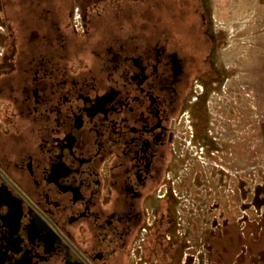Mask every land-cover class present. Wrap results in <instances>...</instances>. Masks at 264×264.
I'll return each mask as SVG.
<instances>
[{
	"label": "flooded vegetation",
	"instance_id": "flooded-vegetation-1",
	"mask_svg": "<svg viewBox=\"0 0 264 264\" xmlns=\"http://www.w3.org/2000/svg\"><path fill=\"white\" fill-rule=\"evenodd\" d=\"M26 1L1 54L0 264H194L231 241L242 262L262 228L213 128L206 0H91L80 29L66 0Z\"/></svg>",
	"mask_w": 264,
	"mask_h": 264
},
{
	"label": "rangeland",
	"instance_id": "rangeland-1",
	"mask_svg": "<svg viewBox=\"0 0 264 264\" xmlns=\"http://www.w3.org/2000/svg\"><path fill=\"white\" fill-rule=\"evenodd\" d=\"M66 1L67 7L63 13L66 21L73 25L75 23L78 29L82 28L80 24L83 20L79 18L83 9L79 12L78 8L83 6L84 12L87 11L93 6L91 0ZM26 2L0 0V74L1 54L4 52V55L11 56L17 45L14 36L16 22ZM205 4L210 9L211 29L218 39L216 63L221 72L220 84L213 86L217 93L212 95L214 98L211 100L213 128L222 134L218 143L223 147H218L229 153L230 173L240 175L230 177L233 185L230 194L240 195L241 181L236 178H241L242 175L246 195L245 219L247 222L258 223L262 230L260 235L253 238L256 240L246 239L248 241L245 243L242 262H233L239 249V245L233 241L229 246L222 242L215 244L214 251L210 253L213 260L209 261L205 260L204 248L200 245L197 250L190 248L188 252L196 257L194 264H264V0H206ZM4 5L5 12L1 10ZM187 173L189 174V170ZM186 179L187 185L182 186L181 190L189 200L191 195L194 196L195 184L192 182L196 180L194 177L182 178L183 181ZM206 179L211 180V177ZM215 181L209 183L215 184ZM199 187H196V191L201 193ZM194 215V212L188 214L190 217ZM242 215H238L236 211L229 217L233 216L237 221ZM213 216L215 221V216L219 215L215 213ZM220 217L222 218L217 220L222 221L223 216ZM197 221L209 222L201 218ZM198 232L202 230L199 228ZM188 246L191 247L190 244Z\"/></svg>",
	"mask_w": 264,
	"mask_h": 264
},
{
	"label": "bare ground",
	"instance_id": "bare-ground-1",
	"mask_svg": "<svg viewBox=\"0 0 264 264\" xmlns=\"http://www.w3.org/2000/svg\"><path fill=\"white\" fill-rule=\"evenodd\" d=\"M133 20V19H132ZM127 31V30H126ZM109 36H110V34H109ZM73 42V41H72ZM71 45V44H70Z\"/></svg>",
	"mask_w": 264,
	"mask_h": 264
}]
</instances>
